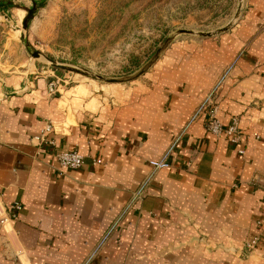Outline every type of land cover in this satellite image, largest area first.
I'll return each instance as SVG.
<instances>
[{
    "label": "crops",
    "instance_id": "crops-1",
    "mask_svg": "<svg viewBox=\"0 0 264 264\" xmlns=\"http://www.w3.org/2000/svg\"><path fill=\"white\" fill-rule=\"evenodd\" d=\"M251 4L232 56L186 59L123 103L82 85L48 97L44 72L0 78V216L21 205L0 224V264H264V186L249 185L264 181V0ZM211 98L221 123L238 118V144L205 130ZM47 122L54 145L38 147ZM71 151L81 168L58 165Z\"/></svg>",
    "mask_w": 264,
    "mask_h": 264
},
{
    "label": "rangeland",
    "instance_id": "rangeland-1",
    "mask_svg": "<svg viewBox=\"0 0 264 264\" xmlns=\"http://www.w3.org/2000/svg\"><path fill=\"white\" fill-rule=\"evenodd\" d=\"M35 1L41 0H0V78L26 74L32 80L44 72L50 76L48 97L82 85L108 102L111 94L125 95L122 103L150 95L186 59L209 68L213 63L205 56H232L226 38L241 28L253 5V0H42L44 7L36 8ZM259 21L255 35L264 36V17ZM36 52L40 57H33ZM49 86L57 91L50 94ZM215 108L211 98L198 109L206 114L205 130ZM262 184L257 174L249 182ZM250 251L244 247L240 258Z\"/></svg>",
    "mask_w": 264,
    "mask_h": 264
},
{
    "label": "built area",
    "instance_id": "built-area-1",
    "mask_svg": "<svg viewBox=\"0 0 264 264\" xmlns=\"http://www.w3.org/2000/svg\"><path fill=\"white\" fill-rule=\"evenodd\" d=\"M49 93H54L57 91L56 86H49ZM217 109L215 108L211 114H209V121L206 124V131L213 136H221L225 135L228 137L231 143L238 144L240 141L241 131L239 128V120L237 117H232L230 122L227 125L221 123L215 116V112ZM52 124L47 122L45 126L40 130V132L34 137V140L37 142V146H42L48 144L50 146L54 145L53 140L50 138V134L52 133ZM238 153L240 155L244 154V149H239ZM56 161L61 168L64 169H78L84 165V157L79 154L77 151L71 152H59L56 154ZM95 162L93 161V164ZM150 165L154 169H166L170 167V165L163 161H151ZM233 188L237 187V185H233ZM21 210V205L18 202L12 203L7 214L0 216V224L2 226L8 225L10 221L16 219L18 213ZM258 226L264 230V223L257 222ZM258 238L255 237L251 241H249L245 247L248 250L254 248L257 243Z\"/></svg>",
    "mask_w": 264,
    "mask_h": 264
},
{
    "label": "water",
    "instance_id": "water-1",
    "mask_svg": "<svg viewBox=\"0 0 264 264\" xmlns=\"http://www.w3.org/2000/svg\"><path fill=\"white\" fill-rule=\"evenodd\" d=\"M33 57L34 58H38V57H40V54L38 53V52H36V53H34L33 54ZM48 62H50L53 66H56V67H64V66H61V65H58V64H56L54 61H52V60H50V59H46ZM111 82H115V80H110Z\"/></svg>",
    "mask_w": 264,
    "mask_h": 264
},
{
    "label": "trees",
    "instance_id": "trees-1",
    "mask_svg": "<svg viewBox=\"0 0 264 264\" xmlns=\"http://www.w3.org/2000/svg\"><path fill=\"white\" fill-rule=\"evenodd\" d=\"M44 4H45V1H42V0L40 2H37V1L34 2V5L36 8L44 7ZM0 7H2V6H0Z\"/></svg>",
    "mask_w": 264,
    "mask_h": 264
}]
</instances>
